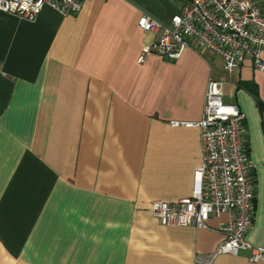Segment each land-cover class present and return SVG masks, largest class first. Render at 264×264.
Returning <instances> with one entry per match:
<instances>
[{"label": "crops", "instance_id": "1", "mask_svg": "<svg viewBox=\"0 0 264 264\" xmlns=\"http://www.w3.org/2000/svg\"><path fill=\"white\" fill-rule=\"evenodd\" d=\"M190 0H84L76 15L45 7L34 22L0 11V264H208L224 239L163 225L156 200L192 194L202 163L198 128L209 77L245 113L256 208L245 239L264 247V72L240 71L197 46L180 58L138 57ZM264 6V0H259ZM250 251L212 264H264Z\"/></svg>", "mask_w": 264, "mask_h": 264}, {"label": "built area", "instance_id": "2", "mask_svg": "<svg viewBox=\"0 0 264 264\" xmlns=\"http://www.w3.org/2000/svg\"><path fill=\"white\" fill-rule=\"evenodd\" d=\"M84 0H0V11L35 20L45 7L62 15H76ZM138 25L157 37L143 48L138 62L156 53L176 60L187 48H204L221 59L222 70L237 73L250 59L264 72V6L259 0H190L183 12L164 24L143 13ZM224 82L210 76L203 116L198 120H173V126L198 128L202 163L194 171L192 194L173 201L151 203L154 215L167 226L208 228L212 215L227 214L220 229L224 239L212 253L196 261L212 264L222 254L250 251V260L264 261V247L253 246L245 235L253 224L256 208L255 164L248 155L245 113L238 104L225 103Z\"/></svg>", "mask_w": 264, "mask_h": 264}, {"label": "trees", "instance_id": "3", "mask_svg": "<svg viewBox=\"0 0 264 264\" xmlns=\"http://www.w3.org/2000/svg\"><path fill=\"white\" fill-rule=\"evenodd\" d=\"M256 98H257V104L259 105L260 108L264 107L263 101L260 99L259 95L256 93Z\"/></svg>", "mask_w": 264, "mask_h": 264}, {"label": "bare ground", "instance_id": "4", "mask_svg": "<svg viewBox=\"0 0 264 264\" xmlns=\"http://www.w3.org/2000/svg\"><path fill=\"white\" fill-rule=\"evenodd\" d=\"M42 10H43V9H42ZM42 10L40 11V13L42 12ZM1 12H3V11H1ZM5 13H8V12H5ZM40 13L37 15V17H36L35 20H29V19H26V18H23V19L28 20V21H31V22H34V21H36V20L38 19ZM9 14H13V13H9ZM14 15H16V14H14Z\"/></svg>", "mask_w": 264, "mask_h": 264}]
</instances>
